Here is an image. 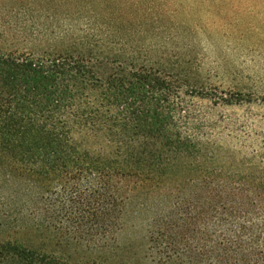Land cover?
<instances>
[{
	"label": "trees",
	"instance_id": "obj_1",
	"mask_svg": "<svg viewBox=\"0 0 264 264\" xmlns=\"http://www.w3.org/2000/svg\"><path fill=\"white\" fill-rule=\"evenodd\" d=\"M97 1L69 28L22 29L41 53L0 50V233L117 251L144 214L154 264H264V156L194 124L189 98L208 94L158 43L164 15ZM0 264L68 263L6 240Z\"/></svg>",
	"mask_w": 264,
	"mask_h": 264
},
{
	"label": "rangeland",
	"instance_id": "obj_2",
	"mask_svg": "<svg viewBox=\"0 0 264 264\" xmlns=\"http://www.w3.org/2000/svg\"><path fill=\"white\" fill-rule=\"evenodd\" d=\"M79 1L0 0V50L41 53L47 46L22 29L69 28L68 21L81 8ZM127 1L97 2L125 8ZM132 1L150 4L165 16L158 43L189 62L187 74L200 81L196 94H208V99L189 98L192 119L204 136L230 150L264 156V0ZM9 22L19 30H10ZM222 96L234 103H222ZM147 222L144 214L130 215L117 251L88 250L28 232H3L0 241H16L68 264H154L146 254Z\"/></svg>",
	"mask_w": 264,
	"mask_h": 264
}]
</instances>
